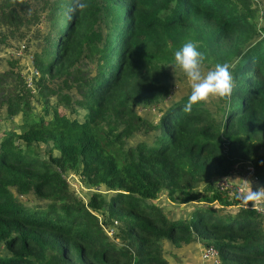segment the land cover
Wrapping results in <instances>:
<instances>
[{"label":"trees","instance_id":"1","mask_svg":"<svg viewBox=\"0 0 264 264\" xmlns=\"http://www.w3.org/2000/svg\"><path fill=\"white\" fill-rule=\"evenodd\" d=\"M0 28L40 41L24 45L30 82L24 53L0 69V264H181L174 250L194 243L217 251L211 264H264L260 214L215 187L246 165L264 186L257 0H0ZM189 40L205 68L235 64L236 88L185 113L167 67ZM161 193L190 211H165Z\"/></svg>","mask_w":264,"mask_h":264},{"label":"rangeland","instance_id":"2","mask_svg":"<svg viewBox=\"0 0 264 264\" xmlns=\"http://www.w3.org/2000/svg\"><path fill=\"white\" fill-rule=\"evenodd\" d=\"M259 8L264 10V0H257ZM34 29L31 28V30H24L25 34L23 38L17 37V35L12 36L9 34L4 28H0V69L4 68L6 65L7 59H9L11 56L13 57L15 53L18 51V47L20 45L27 44L28 40H32L34 36ZM40 46V41H30L29 43V49L35 50L36 47ZM14 53V55H13ZM24 57H26L29 54V50L26 47L23 51ZM15 57V56H14ZM31 58L29 57L27 60H21L19 68L21 71H25L26 66L30 64ZM205 71L212 69V68H205ZM167 71L169 74V79L171 82V95L168 98V100L172 101L173 98L176 95H181L182 93H190V83L185 78L183 72L179 68H172L167 67ZM174 95V96H173ZM218 101L216 98H211L208 103H205L207 107L213 108V105ZM169 102V101H168ZM137 112L140 113L143 117L148 118L152 120L153 122H156L159 118V111L158 107H147V108H138ZM82 111L79 114V116H82ZM3 127H6V125H3ZM143 139V137H134L128 141L129 144H135L138 142V140ZM48 146L41 145V151L47 152ZM247 166V165H246ZM239 175V174H238ZM68 186L70 189L74 190L77 194L87 198L88 195L94 190L88 188L84 183L82 182L81 178L75 174H69L66 176ZM99 191H103V188H99ZM32 196H26L23 198V201H25V204L30 205L33 204L34 201L32 200ZM241 200L243 201V197H241ZM155 203H157L159 206H161L165 211L171 212L174 216L178 217L179 215L185 214L187 210L184 209L191 207L190 205H175L174 203L170 202L167 199L166 193H161L158 198L155 199ZM185 208L183 209V207ZM203 248L198 244L194 243L191 247H189L187 250H184V259L182 261L187 262L188 264H211V262H205L202 261L201 255H202ZM3 252V250H1Z\"/></svg>","mask_w":264,"mask_h":264},{"label":"clouds","instance_id":"3","mask_svg":"<svg viewBox=\"0 0 264 264\" xmlns=\"http://www.w3.org/2000/svg\"><path fill=\"white\" fill-rule=\"evenodd\" d=\"M205 55L199 50L195 41H186L173 53L172 68H179L190 83V95L183 107L185 113H191L195 105L208 103L211 98L230 99L236 81L233 75L235 64L224 62L217 63L214 68L205 71ZM249 190L243 195L245 203L252 202L253 207L264 203V186L255 191L251 183Z\"/></svg>","mask_w":264,"mask_h":264},{"label":"built area","instance_id":"4","mask_svg":"<svg viewBox=\"0 0 264 264\" xmlns=\"http://www.w3.org/2000/svg\"><path fill=\"white\" fill-rule=\"evenodd\" d=\"M23 50H24V45H20L18 47V51L15 53V55L13 53V55L15 57H21V55L23 54ZM33 74H36V72H34L32 70L30 76L27 78L28 82H30L31 77H32L31 75H33ZM233 174H241L245 177H250V178L256 180L253 168L250 165H247L245 170L242 173H241L240 168L236 167ZM230 176L231 175L223 176V177L216 179L215 180V187L218 188L219 190L236 191L238 194H240L241 197H243V195L245 193V189L242 186L234 185L229 180ZM241 207L256 210V212L260 214V216L263 220V224H264V203H262L258 207H253L252 202L245 203L243 200L241 202ZM217 255H218L217 251L213 247H208V248L203 249L201 258H202V261L216 263L217 262Z\"/></svg>","mask_w":264,"mask_h":264},{"label":"crops","instance_id":"5","mask_svg":"<svg viewBox=\"0 0 264 264\" xmlns=\"http://www.w3.org/2000/svg\"><path fill=\"white\" fill-rule=\"evenodd\" d=\"M29 57H24V58H22L21 60H24V59H28ZM20 60V61H21ZM33 70V68H32V66H31V62H30V64H28L27 66H26V69H25V71H23V72H25V73H28L29 75L31 74V71ZM229 180L234 184V185H237V186H242L244 189H245V193L249 190V188H250V184L248 183V181L251 183V186H252V189L255 191L258 187H260L261 185L259 184V182L257 181V180H254V179H252V178H250V177H245V176H243V175H241V174H233V175H231L230 177H229ZM244 193V194H245ZM185 208V206L183 207V209ZM190 208L191 207H189V208H186V209H184L185 211L187 210V212H189L190 211ZM187 212H185V214L187 213ZM193 244H190V245H188V246H184V247H182V248H178V249H175L174 250V252L173 253H175L177 256H178V258L180 259V263L181 264H188L187 262H184V261H182L183 259H184V253H183V251L184 250H187L189 247H191ZM169 245H167V243H166V245H165V247H168Z\"/></svg>","mask_w":264,"mask_h":264}]
</instances>
